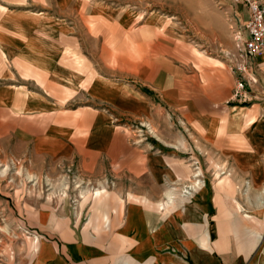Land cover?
Segmentation results:
<instances>
[{"label":"rangeland","instance_id":"obj_1","mask_svg":"<svg viewBox=\"0 0 264 264\" xmlns=\"http://www.w3.org/2000/svg\"><path fill=\"white\" fill-rule=\"evenodd\" d=\"M242 7L232 0H0V264L35 260L34 235L59 242L63 220L76 229L97 225L93 207L108 199L126 204L141 193L161 200L172 192L177 209H190L201 190L211 215L233 211L225 232L259 234L264 251V71L254 73L245 104H259L254 122L219 148L232 153L212 151L184 122L191 101L240 105L227 100ZM11 90L47 99L67 122L39 114L53 110L45 102L34 110L8 105ZM87 112L97 116L89 126L73 121ZM177 162L186 175H176ZM224 176L231 188L224 182L218 190ZM195 180L201 189L191 188ZM99 188L109 192L101 201L92 196Z\"/></svg>","mask_w":264,"mask_h":264},{"label":"crops","instance_id":"obj_2","mask_svg":"<svg viewBox=\"0 0 264 264\" xmlns=\"http://www.w3.org/2000/svg\"><path fill=\"white\" fill-rule=\"evenodd\" d=\"M242 10L243 17L246 18L247 11L243 7ZM1 47L3 48L2 45ZM263 59L264 56L260 58L261 61ZM260 71H264V66ZM261 75L264 80V72ZM65 89L69 90L67 87ZM159 90L163 93L165 85ZM71 91L73 92L72 89L67 91L68 95H71ZM11 92L8 98L10 106H21V109L34 110L37 108L35 105L40 102L46 103L43 106L45 108L49 105L47 99H40L34 93L30 94L28 90H11ZM67 97L69 96L64 98ZM170 97L172 98V94ZM230 100L231 97L228 98L227 103ZM240 105L231 104L220 108L216 101L208 98H203L201 104L191 101L185 107L184 122L192 136L205 139L206 145L209 143L217 146H210L212 151L230 153V146H224L227 151L225 149L220 151L219 148L223 147L222 141L229 142L236 136L239 128L250 126L254 122V113L259 108H257L259 104L250 108L247 105ZM241 108L245 110L241 116H238V109ZM43 109L41 108L40 111L37 109L43 117L45 115L47 119L52 120L53 118L59 123L67 122L64 114L60 115V112H55L50 105L48 109L53 110L44 111ZM96 117L87 112L81 116L76 114L73 121L81 120L80 124L89 126V123L92 124ZM212 140L216 144H213ZM205 147L209 148V146ZM188 152L195 154L192 147ZM175 164L176 175L179 177L186 175L187 170L184 169L185 167L182 169L183 164L178 162ZM142 165L141 163L136 164V169L140 170L143 168ZM191 165L192 163L189 167ZM249 166L255 168L251 161ZM151 168L161 169L158 166ZM193 174L194 177L200 176L198 171H193ZM226 178V183L231 185L228 176L220 177L216 184L218 190L226 188L224 185ZM155 180L160 186L161 182L156 178ZM164 180L171 181L174 178H164ZM196 181L192 182L191 188L201 189L203 182ZM108 195L109 192L105 188L96 189L92 193V196L100 201ZM207 195L205 190L199 191L192 201L195 202V207L190 209L187 205L177 209L176 197L172 192L164 194L163 198L166 202L164 199L160 200L150 195L146 197L143 193L137 200H129L126 204L123 203L124 200L117 199L113 204L115 207L109 204L110 199L104 200L105 202L93 207L100 219L97 225L89 222L85 228L76 229L72 228L68 221L63 220L58 224L62 226L59 242L47 241L42 244L40 236L35 234L32 238V247L37 256L29 264H264V251L262 249L263 252L259 253L261 249L257 243L262 239L261 235L258 234L254 240L242 238L239 230L237 234L233 231L235 227L225 232L224 217L226 215L233 217V211L219 210L211 215L212 211H209L206 208L208 205H205L208 202ZM214 200L218 205V199L214 198ZM252 218L259 220L255 216Z\"/></svg>","mask_w":264,"mask_h":264},{"label":"built area","instance_id":"obj_3","mask_svg":"<svg viewBox=\"0 0 264 264\" xmlns=\"http://www.w3.org/2000/svg\"><path fill=\"white\" fill-rule=\"evenodd\" d=\"M232 1L247 11L238 32L237 62L233 66L236 84L231 96V101L245 105L253 98L250 82H257L254 76L264 66V59L260 60L264 56V0Z\"/></svg>","mask_w":264,"mask_h":264},{"label":"bare ground","instance_id":"obj_4","mask_svg":"<svg viewBox=\"0 0 264 264\" xmlns=\"http://www.w3.org/2000/svg\"><path fill=\"white\" fill-rule=\"evenodd\" d=\"M199 56L202 57V55H199ZM28 100H29V99H28ZM40 101H41V100H40ZM27 107H28V106H27ZM27 109H29V108H27ZM233 109H235V108H233ZM241 109H243V108H241ZM243 110H245V108H244ZM196 172H197V171H196ZM196 175H197V174H196ZM226 180H227V178H226L225 181H224L225 183H226ZM195 181H196V180H195ZM196 182H197V181H196ZM196 182H195V183H196ZM192 185H193V183H192ZM226 185H227L228 188H231V185H228V183H226ZM198 187H199V186H198ZM185 192H186V191H185Z\"/></svg>","mask_w":264,"mask_h":264}]
</instances>
